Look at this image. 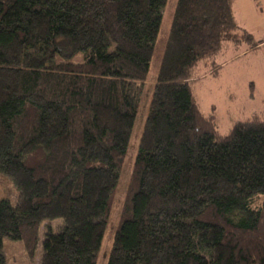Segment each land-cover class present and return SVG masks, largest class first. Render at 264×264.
<instances>
[{
	"label": "trees",
	"instance_id": "obj_1",
	"mask_svg": "<svg viewBox=\"0 0 264 264\" xmlns=\"http://www.w3.org/2000/svg\"><path fill=\"white\" fill-rule=\"evenodd\" d=\"M175 2L149 79L167 0H0V175L18 191L0 199V264L3 239L33 259L55 219L39 264H97L151 82L105 264H264V115L221 135L188 83L252 37L234 0Z\"/></svg>",
	"mask_w": 264,
	"mask_h": 264
},
{
	"label": "rangeland",
	"instance_id": "obj_2",
	"mask_svg": "<svg viewBox=\"0 0 264 264\" xmlns=\"http://www.w3.org/2000/svg\"><path fill=\"white\" fill-rule=\"evenodd\" d=\"M175 1L167 0L162 11V26H160L156 40L149 79L159 71L158 67L169 34L170 19L173 15ZM233 5L238 24L250 34L252 41H244L238 44L237 47L229 46L217 56L215 69L200 67L195 69L188 79L199 112L204 117L215 118L218 132L221 135L227 134L235 122L246 120L252 114L264 115V0H234ZM152 87V82L144 85V93L138 107V116L131 134L132 138L129 141L113 199V206L97 254V264L107 262L106 259L111 250L113 237L122 217L121 212L129 184H131L135 155L143 127H145V119L148 116ZM1 198L10 200L12 205H15L18 201L17 189L7 177L2 175H0ZM42 224L34 258L30 259L27 256L21 241L3 239V264H39L44 232L49 230L56 234L63 226L61 219L45 221Z\"/></svg>",
	"mask_w": 264,
	"mask_h": 264
},
{
	"label": "crops",
	"instance_id": "obj_3",
	"mask_svg": "<svg viewBox=\"0 0 264 264\" xmlns=\"http://www.w3.org/2000/svg\"><path fill=\"white\" fill-rule=\"evenodd\" d=\"M233 13H234V10H233ZM236 20H237V19H236ZM230 47H232V45H231ZM233 47H234V46H233ZM220 54H221V53H220ZM240 54H241V53H240ZM238 55H239V54H238ZM236 56H237V55H236ZM252 115H253V114H252ZM252 115H251V116H252ZM251 116H250V117H251ZM250 117H249V118H250ZM247 119H248V118H247ZM247 119H246V120H247ZM246 120H243V121H246ZM238 122H241V121H238ZM235 123H236V122H235Z\"/></svg>",
	"mask_w": 264,
	"mask_h": 264
}]
</instances>
